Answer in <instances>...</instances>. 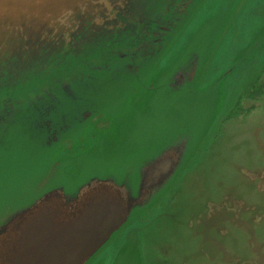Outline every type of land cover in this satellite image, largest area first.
Segmentation results:
<instances>
[{"label": "water", "instance_id": "obj_1", "mask_svg": "<svg viewBox=\"0 0 264 264\" xmlns=\"http://www.w3.org/2000/svg\"><path fill=\"white\" fill-rule=\"evenodd\" d=\"M205 1L0 0V264H88L178 184L191 137L159 127L155 107L204 85L224 34L196 30L158 67ZM230 56H216L223 77L247 59ZM147 117L161 134L134 152L138 119L154 133ZM81 139H103L109 157L69 178L56 162Z\"/></svg>", "mask_w": 264, "mask_h": 264}, {"label": "rangeland", "instance_id": "obj_2", "mask_svg": "<svg viewBox=\"0 0 264 264\" xmlns=\"http://www.w3.org/2000/svg\"><path fill=\"white\" fill-rule=\"evenodd\" d=\"M196 30L208 37L224 34L221 48L205 63L204 85L195 94L177 98L173 94L155 107L156 116L162 117L159 127L187 129L181 133L191 137V158L178 173V184L170 188L168 200L152 203L121 239L116 242L114 236L88 264H113L116 258V264H264V93L251 96L250 91L239 110L228 116L264 67V0H206L158 72L177 59ZM241 50L247 59L223 77L216 69L221 66L216 56L225 64ZM235 64L239 66V59ZM161 81L166 83V78ZM153 83L158 82L153 79ZM147 119L154 133L148 136L146 119H138L130 136L134 152L161 134L154 124L157 119ZM82 141L67 142L71 144L66 146L68 155L56 162L64 164L69 178L81 172L85 160L98 159L97 151L104 153L103 139L99 146L95 139H87L81 149ZM104 154L103 160L109 157ZM140 226L142 230L131 236V230Z\"/></svg>", "mask_w": 264, "mask_h": 264}, {"label": "trees", "instance_id": "obj_3", "mask_svg": "<svg viewBox=\"0 0 264 264\" xmlns=\"http://www.w3.org/2000/svg\"><path fill=\"white\" fill-rule=\"evenodd\" d=\"M263 74H264V67L261 69V71L259 72L258 76L255 78L253 85L249 89H246L245 91H243L242 94H240L235 107L232 109V111L228 115L229 117L232 116L233 113H235L236 111L239 110L240 104H241L244 96L245 95H250L249 94L250 91H251V96H254V95H257V94H260V93H264V77H262Z\"/></svg>", "mask_w": 264, "mask_h": 264}, {"label": "bare ground", "instance_id": "obj_4", "mask_svg": "<svg viewBox=\"0 0 264 264\" xmlns=\"http://www.w3.org/2000/svg\"><path fill=\"white\" fill-rule=\"evenodd\" d=\"M167 200H168V198H167L165 201H167ZM165 201H164V202H165ZM165 203H166V202H165ZM163 205H164V204H163ZM145 235H146V234H145ZM145 235H144V236H145Z\"/></svg>", "mask_w": 264, "mask_h": 264}]
</instances>
